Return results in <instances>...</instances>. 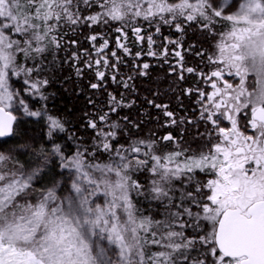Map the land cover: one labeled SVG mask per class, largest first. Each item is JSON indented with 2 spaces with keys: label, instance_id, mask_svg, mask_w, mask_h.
Instances as JSON below:
<instances>
[{
  "label": "snow or ice",
  "instance_id": "obj_1",
  "mask_svg": "<svg viewBox=\"0 0 264 264\" xmlns=\"http://www.w3.org/2000/svg\"><path fill=\"white\" fill-rule=\"evenodd\" d=\"M81 3L100 11L84 17ZM82 20L105 25L127 21L125 27H131L138 40L147 41L148 55H156L151 49L153 36L142 35V27L133 22L154 24L156 33L164 25L183 32L185 23H194L215 40L212 52L195 53L202 62L206 59L208 72L184 69L199 76L211 91L186 90L196 92L199 114L180 123L203 125L206 132H197L191 141L168 133L160 138L167 144L148 138L114 147L116 131L100 130L96 149L108 153L107 161L100 160L97 151L86 156L87 150L65 157L54 145L61 167L73 171L63 195L57 194V185L34 187L43 170L40 165L26 170L0 153V264H264V0L231 4L226 0H0V137L13 134L14 104L29 116L41 115L19 98L10 76L23 74L27 87L22 90L39 93L48 83L40 78L46 54L61 47L59 33L65 25L72 27ZM218 25L224 30H217ZM116 31L127 38L124 27ZM89 39L96 42L98 37ZM117 42L129 53L119 38ZM168 43L182 61L176 50L182 47L180 42ZM107 47L104 40L97 55ZM167 53L165 46L162 54ZM18 54L32 65L20 63ZM72 56L78 59L76 53ZM111 56L120 59L116 51ZM94 64L117 67L106 56ZM87 66L92 68L93 62ZM95 75L105 78L99 67ZM115 100L111 97L110 103ZM118 106L119 102L110 110L115 112ZM165 115L174 117L171 111ZM99 119L106 120L107 114ZM48 121L49 136L56 129L63 131L58 119L49 116ZM225 121L228 126H222ZM90 126L97 128L95 122ZM47 162L44 155L41 163ZM145 171L151 176L147 188L133 179L135 173ZM133 193L161 202L164 218L144 215ZM101 195L103 203H97Z\"/></svg>",
  "mask_w": 264,
  "mask_h": 264
},
{
  "label": "trees",
  "instance_id": "obj_2",
  "mask_svg": "<svg viewBox=\"0 0 264 264\" xmlns=\"http://www.w3.org/2000/svg\"><path fill=\"white\" fill-rule=\"evenodd\" d=\"M80 6L84 9L81 13L84 17L100 11L97 7L88 8L82 3ZM85 23H88V26H84ZM121 23L113 21L107 25L103 23L91 24L82 20L80 24L72 27L65 25L63 31L59 33L63 36L61 47L46 54V67L40 78L47 79L48 83L39 93L22 90L27 87L24 84L23 74L10 76V84L20 92L19 98L24 99L30 111H39L41 112L40 116L47 119L52 116L63 125V131L56 129L49 136V129L46 125L43 126L41 117L29 116L21 108L17 119L20 118L22 122H26V128H23L25 133L20 134L19 123L16 120L13 137H19L25 142L27 147L25 150L32 152L37 147L35 144L41 141L53 148L54 145H59L65 157L73 156L77 150H87L88 153L97 151L98 156L106 159L108 153L103 152L102 149H96V144L100 139L98 132L100 130L108 132L112 125H116L114 131L117 133L116 138L112 141L114 147L127 146L135 139H157L160 129L157 126H152L150 121L152 110L149 101L152 99L153 92L151 78L140 74L141 71L148 75L152 72L150 70L151 55L147 54L148 48L133 49V51L125 53L116 44L120 35L116 29L120 27ZM138 23L147 26V28L150 27L142 20ZM221 30H224L222 26ZM12 35L15 38L17 34L12 33ZM92 35H97L96 42L89 39ZM209 39L207 36L199 38L204 41ZM73 40L76 41L75 44L71 43ZM104 40H107L108 47L98 56L97 48ZM112 51H116L120 58L119 61L111 56ZM135 51H140L142 54L137 56ZM73 53L77 54L78 59L73 58ZM18 56L20 63H26L27 66L32 65V61H25L20 54ZM104 56L108 58L109 63H115L117 67L112 69L94 64L95 59H102ZM88 62H93L92 68L87 66ZM145 63L149 65L147 69L143 68ZM97 67L100 71L105 72L103 80L95 75ZM113 76L116 79H113ZM122 81L127 82L129 87L126 88ZM94 83L99 87L92 88L91 85ZM113 96L116 97V100L110 103ZM117 102H119V106L115 112H112L110 109ZM105 114H107V119L101 121L99 117ZM91 122H95L97 128H92ZM185 131V140L188 141H191L197 132L201 133L197 127H189ZM32 138H35L34 143L31 141ZM9 140L10 138L7 137L0 141ZM201 142L197 139V143ZM192 146L195 147V144ZM53 162L52 174H60V158L55 155ZM200 178L203 179V176ZM133 179L138 180L147 188L151 176L146 171L137 172L133 175ZM133 200L137 202V207L144 215H152L158 220L164 218L162 215L164 207L161 202L147 200L135 193H133ZM155 250L153 248V251ZM193 255L195 256L196 253Z\"/></svg>",
  "mask_w": 264,
  "mask_h": 264
},
{
  "label": "flooded vegetation",
  "instance_id": "obj_3",
  "mask_svg": "<svg viewBox=\"0 0 264 264\" xmlns=\"http://www.w3.org/2000/svg\"><path fill=\"white\" fill-rule=\"evenodd\" d=\"M144 22L148 23L147 21ZM126 24H128L127 21L121 23L120 27H124L127 38L124 39L123 33H119V43L125 44L130 51H133V49H149L147 41L138 40L131 31V27H125ZM135 26L142 27V35L147 36L151 34L155 41L151 45L152 51L156 53V55H151L150 70L152 72L148 75V73L141 71L140 74L142 76H150L151 78L153 92L152 99L150 100L152 103H149L152 110L150 121L152 126H157L160 129L157 140L161 145L167 144L168 142L162 141L160 138L168 133H172L177 139H185V130L189 127L196 126L195 124L180 123V120H194L199 114L196 92L188 93L186 90L203 88L206 91H211V88L199 76L194 73H188L184 69L193 67L197 72L202 69L208 72L209 69L205 68V64L207 63L206 59L202 62L201 58L195 55V53L202 49L212 52L216 41L211 38L207 41L199 40L201 36L206 37V34L198 25L189 26L185 23L183 32H178L174 26L164 25L161 27L159 33L155 32L154 24L149 28L141 23H135ZM217 30H221L220 25L217 26ZM169 40L179 41L180 45H182V47L176 48L177 51L181 52V56L183 57L182 61L180 57L175 56L173 51L174 45L169 44ZM116 44L118 45V42ZM165 46L168 48L166 56L162 54ZM181 63L183 64V69L181 68ZM181 74H183V79L180 78ZM225 75L227 76V74ZM251 80L252 78L250 77V83ZM155 105H161L162 107H156ZM165 105L167 106L166 109L163 107ZM165 111L173 112L174 117H167ZM171 119H176L177 123H171ZM240 124L243 126L244 121L241 120ZM222 126H228V122L225 121ZM199 129L201 133L206 132V128L203 125ZM182 135L184 136L182 137Z\"/></svg>",
  "mask_w": 264,
  "mask_h": 264
},
{
  "label": "rangeland",
  "instance_id": "obj_4",
  "mask_svg": "<svg viewBox=\"0 0 264 264\" xmlns=\"http://www.w3.org/2000/svg\"><path fill=\"white\" fill-rule=\"evenodd\" d=\"M218 2H223V0H218ZM227 4H231L232 0H226ZM231 11H235V9H231ZM22 107L19 106V104H14V109H13V115L18 117L20 115V109ZM42 119V122L48 127L49 129V121L47 118L44 116H40ZM18 121V127L20 134L25 133V130L23 128H26V122H22L20 118L16 119ZM15 122V121H14ZM14 127V123H13ZM114 129L111 127L110 131H113ZM107 132V131H106ZM42 134V133H40ZM14 135H10L9 141H0V153H4L10 157H12L15 161H18L20 164L25 165L26 170H31L32 168L37 167L40 165L42 167V171L39 174V178L35 180L36 182L34 183V187L38 189H43V188H50L53 187V185H57L56 191L58 195H63L66 193L67 189L70 186L71 179L73 176V171L70 169L66 168H59L60 174H52V168H53V147L45 145L44 143L37 142L35 144L37 147L35 150L32 152L27 151L25 142L21 140L19 137L14 138ZM33 137V136H32ZM31 141L34 143L35 138H32ZM41 149L43 150V154H41ZM80 152H85V150H77ZM77 151L74 152L73 155L77 153ZM87 153L85 155L87 156ZM44 155L48 156V162L47 165L44 166L41 162L43 161ZM99 159L102 161H107L108 157L106 159H102L99 156ZM8 167L12 168L13 167V160L10 159L8 162ZM97 203H103V197L101 195V198L96 200ZM111 255V253H110Z\"/></svg>",
  "mask_w": 264,
  "mask_h": 264
},
{
  "label": "water",
  "instance_id": "obj_5",
  "mask_svg": "<svg viewBox=\"0 0 264 264\" xmlns=\"http://www.w3.org/2000/svg\"><path fill=\"white\" fill-rule=\"evenodd\" d=\"M7 137H9V136H7ZM7 137H0V140H2V139H6Z\"/></svg>",
  "mask_w": 264,
  "mask_h": 264
}]
</instances>
